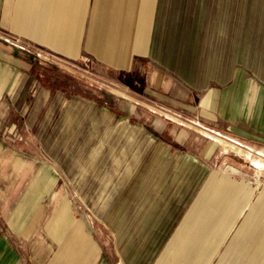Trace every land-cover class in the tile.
Instances as JSON below:
<instances>
[{"label":"crops","instance_id":"0c3cea01","mask_svg":"<svg viewBox=\"0 0 264 264\" xmlns=\"http://www.w3.org/2000/svg\"><path fill=\"white\" fill-rule=\"evenodd\" d=\"M0 34L103 67L139 99L109 103L121 115L110 122L0 43V264H264L259 171L170 117L247 157L242 145L264 146V0H0ZM53 127L78 139L70 159L88 209L51 152Z\"/></svg>","mask_w":264,"mask_h":264},{"label":"rangeland","instance_id":"374dc122","mask_svg":"<svg viewBox=\"0 0 264 264\" xmlns=\"http://www.w3.org/2000/svg\"><path fill=\"white\" fill-rule=\"evenodd\" d=\"M6 37H7L6 35L0 34V43L7 44V46L8 45L13 46L23 51L24 53L31 55V57L33 58L34 67L37 73L41 74L39 75V78H42L40 76H43V79L45 80L44 83H49L51 90L57 89L61 92H64L66 96L71 97V99L77 98V99H81V100L88 102V104H90L92 107L102 110L108 116H112L110 122L120 121L121 115L117 114L118 117H116L115 116L116 114H115L113 116L110 113L112 109L111 110L109 109V103L120 104L119 102L121 101L134 103L135 100H139L138 98L127 99V98L121 97L120 90H123L122 89L123 87H131L132 89V87L137 88V85L131 82L129 83V80L123 81L120 75H115L112 72L100 66H97V67L91 66V64L88 61L82 60L81 62H67V61L60 60L57 57H52V56L49 57L45 55V53L42 50H37V47L34 48L24 39H11V38L5 39ZM123 82L125 83L123 84ZM140 100L142 99L140 98ZM141 102L143 103V101ZM145 102L147 106L151 105L150 102L148 101H145ZM152 116H153L152 112L148 108H146V116H145L144 121L146 123L151 122ZM61 117H62V113H59V115L56 118L57 121L60 120ZM170 117L172 120L177 119L176 121L178 123H182L183 127H187L188 129H196L195 133L197 136L203 137L205 139L211 138L213 139L212 141L214 140L219 141L218 145H219V148L222 149V151L226 152L227 155L231 157L233 160H236L238 162L243 163L244 165H247L252 170L259 171L258 181L264 180V146H253L252 145L248 147V145L247 146L242 145V148L246 150V152L250 153V156L247 157L245 154H242L244 153V151L241 150V148H238L237 146H233L234 148L229 146L230 141L227 139H224L221 135L216 133L217 131L215 129H211L207 126H200L197 123H191L190 121H188L189 119H186L184 117L172 116V115H170ZM75 119H77L76 124H78V120H80V117L78 116V118H75ZM140 119L143 120L142 118ZM168 122L171 124L170 121ZM72 129L73 128H71L70 131H72ZM58 130L59 129H57V127H53V129H51L47 135L49 138L52 139L51 141L53 143L52 145H50L51 152L56 158L57 165L59 164L63 168L64 171L66 170V172H68L69 174L75 173L76 175H78L77 178L70 177L68 179L69 185L71 187V194L83 205V207H86L88 209L89 208V200H88L89 195L88 194L82 195L77 192L79 191V186L81 184L80 178H79V173H80L79 168L80 167L79 165L77 167L75 160L70 159L71 152H72L71 148L74 147V145L73 144L71 145V143L72 142L76 143V140L78 139H75L76 136L75 138H73L74 136L72 137V135L74 133H72L71 135L67 134L66 136L64 134L62 137L64 139L60 140L57 134H59V131L61 129L59 131ZM74 131H77V130L74 129ZM80 131H81V135H84L85 131L83 130H80ZM56 135H57V138H55ZM81 135L77 137L79 138L81 137ZM145 136H146L147 141L150 142L153 140L150 134H148L147 132ZM113 137L117 138L121 136L119 135L117 136L116 134V136H113ZM120 139L121 140L118 141L120 143H118L117 146H118V150L121 152L126 147L127 143H125L124 145L125 138H120ZM62 143H65V144H62ZM221 143H223L224 145ZM111 146H112V141H108L106 145V141L104 140V146L102 149L106 148L107 150L110 151V153L113 154ZM100 150L101 149L99 148L98 150L99 152L95 151V153L97 152L101 153ZM119 163L120 161H115V165H113L114 168H117V165ZM98 164L99 162L96 159L91 164L92 166L90 165L91 169L94 171L98 170L96 169ZM136 165H137V161L133 160L129 168H127L128 165L125 164V169L132 172V170L134 169ZM91 169L82 170V176H84V173L89 174ZM81 179L83 180L85 185H88L89 183L88 177L86 178L82 177ZM73 181L77 182V185H75ZM4 230L6 231L7 229L4 227Z\"/></svg>","mask_w":264,"mask_h":264},{"label":"built area","instance_id":"2783aa9c","mask_svg":"<svg viewBox=\"0 0 264 264\" xmlns=\"http://www.w3.org/2000/svg\"><path fill=\"white\" fill-rule=\"evenodd\" d=\"M217 133V132H216Z\"/></svg>","mask_w":264,"mask_h":264}]
</instances>
